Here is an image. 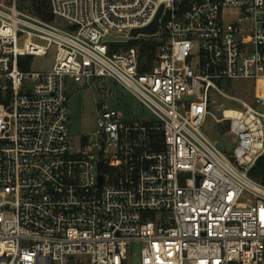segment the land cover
I'll return each instance as SVG.
<instances>
[{"label":"built area","instance_id":"1","mask_svg":"<svg viewBox=\"0 0 264 264\" xmlns=\"http://www.w3.org/2000/svg\"><path fill=\"white\" fill-rule=\"evenodd\" d=\"M48 3L52 21L0 0V264H127L134 245L138 264H264V183L249 176L264 155V0ZM160 7L155 35H130ZM150 39V63L111 49ZM52 49L50 71L26 69ZM99 77L153 119L96 101L97 131L74 147L65 81ZM237 80L251 97L227 93ZM208 117L231 150L201 132Z\"/></svg>","mask_w":264,"mask_h":264},{"label":"rangeland","instance_id":"2","mask_svg":"<svg viewBox=\"0 0 264 264\" xmlns=\"http://www.w3.org/2000/svg\"><path fill=\"white\" fill-rule=\"evenodd\" d=\"M17 8L25 13L34 17V14L29 12V7L33 0H15ZM48 1V0H47ZM49 6V3H48ZM63 23L62 21L59 22ZM143 40H129L119 44H112V51L119 49L126 50L132 46H139ZM54 63V50L48 52L46 56L32 57L26 64V69L29 71L48 72L51 70ZM84 82L79 83L67 79L65 81V93L67 97L66 107L68 113L67 131L71 144L77 147L81 138L92 136L97 131L96 118H95V102L107 101L108 104L120 111L123 114V120L130 119L138 120H152L151 113L141 106L138 101L125 89L115 84L112 80L106 77L94 78L92 82L84 87ZM253 84L251 81H230L227 93L235 97H241L242 93H248V97L252 94ZM224 104L227 108H237L235 103L229 101H218ZM216 117L219 113L213 111ZM218 125L208 117L205 124L201 127V132L210 140L215 141L220 138L218 133ZM228 141L232 142L233 137L229 136ZM133 256L127 261V264H138V250L139 246L134 245L132 248ZM82 262H87L86 257L78 258Z\"/></svg>","mask_w":264,"mask_h":264},{"label":"trees","instance_id":"3","mask_svg":"<svg viewBox=\"0 0 264 264\" xmlns=\"http://www.w3.org/2000/svg\"><path fill=\"white\" fill-rule=\"evenodd\" d=\"M28 10L30 13L45 21L53 20V17L49 12L47 0H33V3H31ZM156 45L157 43L153 41V39H150L148 41H142L140 45V59L145 56L147 62L150 63L153 58ZM242 97L246 98V96L244 95H242ZM227 130L228 126L224 124L219 125L217 131L219 133V136L222 137ZM249 176L259 182L264 183V155L260 157L256 161L255 165L251 168V170H249Z\"/></svg>","mask_w":264,"mask_h":264},{"label":"water","instance_id":"4","mask_svg":"<svg viewBox=\"0 0 264 264\" xmlns=\"http://www.w3.org/2000/svg\"><path fill=\"white\" fill-rule=\"evenodd\" d=\"M161 12H162V7L159 8L155 17L153 18L152 22L149 25H147L146 27L140 28V29H133L130 32V35L133 37H135L138 34L146 35V36L155 35L158 31V23H159V18H160ZM105 39L111 40V37L108 36ZM90 82H92V80H89L87 83H85L84 87H87ZM224 86H225V82L222 83V87H224ZM226 139H227L226 136H223L222 139L219 142H217L216 145L219 149H225V150L229 151L233 148V146L228 145L226 143ZM101 163H102V160L99 161V164H101ZM100 180H101V177L98 176V182L99 183H100Z\"/></svg>","mask_w":264,"mask_h":264},{"label":"bare ground","instance_id":"5","mask_svg":"<svg viewBox=\"0 0 264 264\" xmlns=\"http://www.w3.org/2000/svg\"><path fill=\"white\" fill-rule=\"evenodd\" d=\"M227 114L229 115V114H230V112H229V111H227Z\"/></svg>","mask_w":264,"mask_h":264}]
</instances>
